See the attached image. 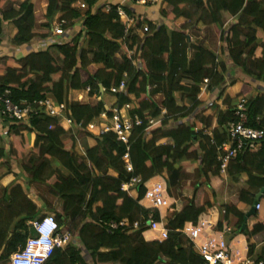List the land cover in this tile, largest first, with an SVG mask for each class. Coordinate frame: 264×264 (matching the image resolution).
<instances>
[{"label":"trees","instance_id":"trees-1","mask_svg":"<svg viewBox=\"0 0 264 264\" xmlns=\"http://www.w3.org/2000/svg\"><path fill=\"white\" fill-rule=\"evenodd\" d=\"M99 1L45 0L44 21L37 23L35 0H0V46L4 30L11 36L13 47L50 39L54 23L61 24L63 32L55 36L59 42H51L44 51L18 60L17 68L0 65V97L7 92L16 106L50 99L64 105L66 116L77 126L64 130L60 119L42 111L23 124L0 119L6 136L16 137L21 131L28 137L34 135L35 150L23 164L22 173L14 174L9 151L0 139V180L13 176L7 187H0V263L9 264L10 256L34 235L31 224L40 219V209L28 191L44 186L59 207L44 197H39L40 205L49 210L61 232L71 236L70 242L63 249H55L44 264H87L81 252L89 254L91 264H203L181 231L185 224H196L200 215L213 208L202 189L215 194L221 185L216 147L227 140L226 127L236 119L235 107L226 100L227 107L218 112L216 128L209 136L203 130L194 131L188 118L200 105L197 96L203 80H208L209 90L216 89L223 83L226 70L215 52L201 43L188 42L186 32L210 26L221 30L220 43H224L229 61L244 76L264 85V50L255 57L259 48L257 33L264 36V2L162 0L165 8L160 11L161 17L183 21L174 31L136 18L125 5L150 6L152 0H145L143 5L137 3L139 0H117L98 7ZM6 3L12 6L2 9ZM118 10L126 21L119 17ZM231 18L235 22L223 33L225 21ZM130 19L134 24L126 29ZM77 26L81 29L74 33ZM187 50L191 51L190 57ZM80 71L85 73V79L80 77ZM124 76L125 90L112 95V108L130 105L128 116L142 122L132 129L126 146L112 132L94 136L86 131V126L102 114L111 117L102 96H110V89L116 88ZM86 89L87 103L81 104L73 95ZM155 95L161 96V102L154 101ZM244 99L246 126L264 130V92ZM161 110L165 111L163 116ZM157 118L161 120L148 126L149 120ZM211 122L212 118H207L205 128L211 127ZM80 136L89 137L93 143L85 144L83 156L75 151ZM126 152L132 173L123 166ZM185 164H197L194 172L199 173L200 181L191 191L186 190L192 198L182 206L171 191L181 186ZM226 172L237 193L220 206L216 229L226 223L239 232L257 202L262 211L255 212V224L240 234L246 239L247 257L264 261V249L255 255L253 242L264 233V143L258 150H247L231 161ZM23 176L25 183L18 184L17 179ZM154 177L164 180L168 197L176 201L174 208H179L165 222L168 238L162 243L145 242L141 237L147 231L145 223L150 214L154 223L160 222L157 210L139 205L145 193L143 184ZM132 178L140 179V184L129 190L135 197L121 190ZM237 184L244 188L239 190ZM123 221L126 227L110 228ZM134 223L137 228H133ZM72 241L79 246H72Z\"/></svg>","mask_w":264,"mask_h":264},{"label":"built area","instance_id":"built-area-1","mask_svg":"<svg viewBox=\"0 0 264 264\" xmlns=\"http://www.w3.org/2000/svg\"><path fill=\"white\" fill-rule=\"evenodd\" d=\"M121 3L127 0H119ZM140 5L145 4V0L137 2ZM119 17L124 19V15L118 10ZM126 29L133 26L134 20H127ZM145 31V29H144ZM54 36L63 35L61 24H58L53 29ZM132 54V52L130 53ZM125 76L116 88L110 89V94L115 95L125 90ZM208 80H203L206 85ZM89 92V89H86ZM246 99H240L235 105L233 114L236 119L235 123L228 124L226 127L227 140L216 147V161L219 164L220 175L226 174L228 164L236 159L239 155L247 150H257L262 143H264V130L254 129L246 126ZM130 110L128 105L121 109L113 108L111 110V117L105 114L101 116L109 121L110 127L102 128L98 135L112 132L116 135L118 141L123 145H128V139L134 127L141 126V120L137 117L130 118L126 113ZM45 113L48 117L60 119L63 123L64 129H77V126L66 116L64 105H56L50 99L27 103L22 106L14 105L7 97V92L0 97V119L16 123H26L31 116H36L38 113ZM125 111V115H124ZM148 126L155 124L154 120L147 122ZM79 127V126H78ZM93 124L86 126V131H92ZM124 169L127 173H132V166L130 158L126 152L122 157ZM140 184L139 178H132L127 184L122 185L123 192H129L130 189L135 188ZM145 193L142 201L149 205L151 210H160L170 208L168 203L166 184L163 181L147 182L143 184ZM259 206L256 205L257 211ZM126 222L119 224H111V229L118 227H126ZM34 235L28 238L24 247L18 249L9 258V264H44L53 254L55 249H63L71 239L68 232H61L53 216L45 215L31 224ZM138 224L134 223L133 228H137ZM145 227L147 230L154 232L151 242L162 243L168 238V231L159 223H154L151 214L147 217ZM157 227V228H155ZM214 226L209 222L198 219L196 224H185L181 233L192 245L193 250L203 260V264H264V261H254L248 257L240 260L236 259V255L231 247L226 244L219 233H216ZM231 228L224 224L221 228V233L229 234Z\"/></svg>","mask_w":264,"mask_h":264},{"label":"crops","instance_id":"crops-1","mask_svg":"<svg viewBox=\"0 0 264 264\" xmlns=\"http://www.w3.org/2000/svg\"><path fill=\"white\" fill-rule=\"evenodd\" d=\"M114 3H117V0H100L98 2V7L99 6L100 7L106 6L108 4H114ZM125 5L127 7H129V9L132 11V14L136 18L140 17V18L145 19L146 21L154 23L158 26L163 25V26L167 27L169 30L176 31L183 24L182 20H178L176 22H171V21H167L165 18L161 17L160 11H162V9L165 8V6L162 4V0H152L150 6H129V4H127V3H125ZM44 7H45V3H44ZM122 20L126 21V19H122ZM234 22H235V20L232 18L230 20H228V22L225 21V23H224L225 25L222 28L223 33H225L227 31L229 25H231ZM75 32L76 31L74 30V33ZM137 33L140 34V32H137ZM186 33H187L186 35H187L188 42H190V43H193V42L201 43L206 48L210 49L213 52H215V47L217 44H218V46L220 44H222L221 45L222 46L221 47L222 54H220L221 56L219 55V52L216 51L215 53L217 54L218 62L221 61L225 64V70L226 71L223 74L224 81L220 87H218L216 89H212V90L208 89V83L206 85H204V84L201 85L200 90H199V94L197 96V100L200 102V105L193 112V114L188 118L189 122L194 124V131L195 132L203 130V133L205 135L209 136L211 134V132L216 128V119L218 116V112H221V113L224 112V110L227 107V103H230V107L234 108L240 99H243L244 97H246V98L255 97L258 94L263 93L264 92V85L261 83H257L255 81L247 78L246 76H244L241 73L240 69L236 68L229 61L227 52L225 50L224 43L223 42L219 43L221 30L217 29L215 26L200 27L198 30L192 29ZM69 37H70V34H69ZM50 38H52V39H50V40L49 39L35 40V41H33L34 43H32L31 45H23V46L19 47V49L24 51V52L20 53V51L18 49H14V50H17V52L12 51L13 52L12 54H10L8 52L7 55L12 56L11 58L18 61L30 53L44 51L46 49V47L49 45V43L53 42V39L56 37L51 33ZM257 38H258V43L259 42L264 43V36L260 32L257 33ZM65 39L69 40V38H66V37H65ZM62 41H64L63 38H62ZM5 47H6V45L4 43H2V45L0 46V51H2L3 53L1 52L2 54H0V56L1 55L2 56L0 57V59L4 58L6 56L4 53ZM8 47H9V49L13 48V46H11V47L8 46ZM257 51L259 52L258 54H257ZM190 54H191V51L187 50V56L188 57H190ZM260 56H261V50L257 49L255 52V57L258 58ZM6 57H8V56H6ZM137 63L135 64L136 66L138 65ZM73 96H75V99L77 102H79L81 104L87 103V92H86V90L84 92L78 93V94L73 95ZM70 97H71V95H70ZM153 99L156 103L161 102V96L160 95H155ZM226 100H228L229 102L224 103V101H226ZM102 101L105 103L106 107L108 109H110V111L113 109L112 106L115 103V99L112 95L102 96ZM128 106L130 108V105H128ZM127 114H128V112L126 113V115ZM164 114H165V111L161 110V116H163ZM124 115H125V111H124ZM209 117L212 118L211 127L205 128V121ZM159 118H157V120H154V121L155 122L160 121L161 119H159ZM107 123H109V121L107 119L103 118L102 116H100L99 118H97L96 120H94L91 123L94 125V129L92 131L88 130V133H90L94 136H97L99 131L102 128L106 127ZM60 124H61V127L64 129L65 125L63 123H61V121H60ZM64 130H66V129H64ZM89 140L91 142L90 146H92L93 143H92L91 139H88L87 141H89ZM87 141H86V144H87ZM76 145L77 146L75 149L80 151L79 154L77 153L78 156H83L84 154H83V151L81 150L80 145L77 143H76ZM221 176L222 177H228L227 172H226V174L221 175ZM243 176H245V175H241V178ZM228 179H229V177H228ZM242 179L246 180V176H245V178L243 177ZM12 180L10 181L6 178L4 181L0 182V187H2V188L7 187L12 182ZM159 181L164 182V180L161 177H154L149 181V183L159 182ZM229 191H232V192L235 191L234 195H236V193H237L236 190L233 188V186H231V188H229L228 192ZM130 195L132 197H135L134 192H130ZM167 198H168V203L170 204V208L158 210L159 218H160L163 226L165 225L166 220L168 218H171L173 216V214L179 210L178 207L173 208V205L176 203V201L174 199L169 198L168 195H167ZM224 202H229L228 196H226V195L224 196ZM180 203L182 206H185L188 204L187 201H184V200H181ZM139 205H141L145 209H150L149 205L144 201H140ZM261 211H262V206L259 208L258 211H255V212L260 213ZM220 212L221 211L216 209L214 206L210 210H207L204 214L200 215L198 219H202L204 221H207L215 227L214 230L216 231V233H219L221 235V237L224 239V241L226 242V244H228L231 247V249L233 250V252L236 255L237 260H240L242 258H246L247 257V243H246L245 237L243 235H241L240 232L236 233L231 228V232L229 234L221 233V228L226 223H222V226L219 230L216 229V225H217L218 220L220 218ZM253 224H255V219L253 218V216L247 218L246 227L251 228V226ZM155 228H157V227H155ZM153 234H154L153 231L147 230V231L142 233L141 237L145 242H151V238H152ZM253 242L255 244L254 254L258 255L264 249V233L260 236H256L255 238H253ZM72 246H79V245L77 244V241H72ZM81 254H82L83 259L86 261V263L91 264L89 254H87L86 252H81Z\"/></svg>","mask_w":264,"mask_h":264},{"label":"rangeland","instance_id":"rangeland-1","mask_svg":"<svg viewBox=\"0 0 264 264\" xmlns=\"http://www.w3.org/2000/svg\"><path fill=\"white\" fill-rule=\"evenodd\" d=\"M263 2H264V0H263ZM44 3H45V0H35L34 13H35V19H36L37 23H42L44 21L43 20ZM11 6H12V4L6 3V4L2 5L1 8L2 9H8ZM77 9H79L81 11H84V9L82 8L81 5H77ZM57 25H58L57 23L53 24L52 31H53V29L56 28ZM4 29H6L5 25H4ZM80 29L81 28L79 26H77L75 28V31H76L75 33H78L80 31ZM4 31H5V34H4L3 38H2V43H4L6 45V47L4 49L5 50L4 53L8 57L5 56L4 58H1L0 59V65H2V66L6 65V66H9V67L17 68L18 67L17 61L14 60L13 62H10L9 58H11L12 56L7 55V53L9 52L10 54H12L15 51L17 52V50H14V49H18L20 51V53L24 52V51L20 50L19 47H13V48L9 49L8 46H10V47L12 46L11 43H10L11 36L8 37L6 35V30H4ZM50 39H52V38H50ZM59 41H60V39L57 38V37L53 39V42H59ZM221 45L222 44H220L218 46V44H217L216 47H215V52L216 51L219 52V55L222 54V52H221V47L222 46ZM258 49H260L261 51L264 50V43H260ZM1 52L2 51H0V54L3 53V52L2 53ZM258 53L259 52L257 51V54ZM79 75H80V77L82 79H85V73L83 71H80ZM1 121L2 120H0V123H1ZM3 125L4 124L0 125V139L4 140L3 144L9 151L8 152V157H9L8 159H10V164H11L12 170H13L14 174L22 173L23 164L26 163V161L28 160V158L31 155L35 154L34 153L35 150L33 149L34 135H31V136L28 137L27 133L21 131L22 134L20 133L16 137H14L12 135L6 136V132L7 131H6V128H3ZM110 125H111L110 123H107L106 127H110ZM87 138H89V137L80 136L79 139H78L79 141H76V143L80 145L82 151L84 150V147H86L85 144H86V141L88 140ZM90 144H91L90 140L87 141V145L90 146ZM75 151H77L76 154L80 153L79 150L75 149ZM183 167H184V171H185V176H184V178L182 180V184L178 188L177 191H171V194H172V196L174 198H176V200L178 202H180L181 200H184V201H187V203H188L191 200L192 195H191L190 192H187V191H191L192 188H194L193 186H195V184H197L200 181V179H199V173L194 172V169H197V164H191V165L190 164H185V165H183ZM243 177L245 178V176H243ZM6 178L11 181L13 179V176L10 175L9 177H6ZM6 178L1 179L0 182L4 181ZM24 179H25L24 176L22 178H18L17 179L18 184L20 183L21 185H23L25 183ZM219 179L222 182H221V185H219L217 187V190H216L215 194H212L205 187L202 189V191H203V194H205V200L209 201L213 205V207L215 206V208L220 211L221 210L220 206H222L224 204V196L225 195L228 196V199H229V198L234 196V192L235 191H233V192L229 191L228 192L229 188H231V186H232V183L230 182L228 177H222L220 175ZM52 182L53 181L51 180L50 184ZM237 188L240 190V189H243L244 186L242 184H237ZM46 191H47V189L44 186H38L37 188L33 187V188H30L29 191H28L29 192L28 196L30 197L31 200H33V202L35 203L37 208L40 209L39 218H41V217H43L45 215H51L49 210L43 209V207L40 205L39 197L40 198L44 197L45 199H47V201L52 206H54L56 204V207H59L58 204H57V201L54 198H52L51 196H49ZM196 201H197V199H196ZM174 207L175 206H173V208ZM0 264H3V263H0Z\"/></svg>","mask_w":264,"mask_h":264},{"label":"water","instance_id":"water-1","mask_svg":"<svg viewBox=\"0 0 264 264\" xmlns=\"http://www.w3.org/2000/svg\"><path fill=\"white\" fill-rule=\"evenodd\" d=\"M263 191H261L257 196H256V201H258L260 198H261V195H262ZM257 205V202H255L254 206L252 207V209L250 210V212L246 215V217L244 218V224L243 226L241 227L240 229V233L244 231V229L246 228V220L247 218L253 216L255 214V207Z\"/></svg>","mask_w":264,"mask_h":264},{"label":"clouds","instance_id":"clouds-1","mask_svg":"<svg viewBox=\"0 0 264 264\" xmlns=\"http://www.w3.org/2000/svg\"><path fill=\"white\" fill-rule=\"evenodd\" d=\"M149 182V181H148ZM142 201V200H141Z\"/></svg>","mask_w":264,"mask_h":264}]
</instances>
